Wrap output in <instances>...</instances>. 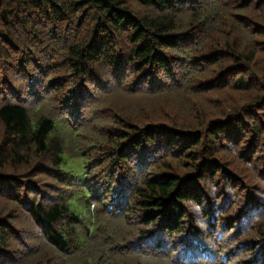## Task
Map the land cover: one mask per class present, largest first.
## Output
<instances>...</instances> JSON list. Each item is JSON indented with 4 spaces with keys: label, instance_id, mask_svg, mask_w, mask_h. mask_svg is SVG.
<instances>
[{
    "label": "trees",
    "instance_id": "trees-1",
    "mask_svg": "<svg viewBox=\"0 0 264 264\" xmlns=\"http://www.w3.org/2000/svg\"><path fill=\"white\" fill-rule=\"evenodd\" d=\"M0 264H264V0H0Z\"/></svg>",
    "mask_w": 264,
    "mask_h": 264
}]
</instances>
